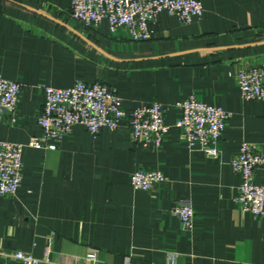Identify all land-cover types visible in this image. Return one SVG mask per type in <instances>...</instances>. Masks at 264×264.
<instances>
[{
	"label": "crops",
	"instance_id": "0c3cea01",
	"mask_svg": "<svg viewBox=\"0 0 264 264\" xmlns=\"http://www.w3.org/2000/svg\"><path fill=\"white\" fill-rule=\"evenodd\" d=\"M200 1L201 19L163 13L154 38L134 43L106 21H75L73 0H0V77L23 86L0 141L41 137L44 89L78 81L116 88L126 118L162 104L169 128L159 148L135 144L128 120L98 136L75 126L56 151L25 147L22 185L0 197V264H22L17 252L43 264H264V217L242 212L232 167L245 143L264 155V101L245 100L238 85L242 70L264 63V0ZM191 96L232 115L216 159L177 127ZM139 170L165 181L135 190ZM254 183L264 185V168ZM179 202L195 213L191 229L172 213Z\"/></svg>",
	"mask_w": 264,
	"mask_h": 264
},
{
	"label": "built area",
	"instance_id": "2783aa9c",
	"mask_svg": "<svg viewBox=\"0 0 264 264\" xmlns=\"http://www.w3.org/2000/svg\"><path fill=\"white\" fill-rule=\"evenodd\" d=\"M163 13L175 16L181 23L190 24L203 17L200 0H73L72 18L86 28L97 29L108 22L113 33L124 28L134 43L148 42L155 36ZM238 85L247 101H264V63L244 69L238 76ZM23 86L0 77V123L5 118L14 122ZM43 111L38 119L41 137L32 138L27 146L0 141V197L14 196L23 182V151L25 147L56 151L57 143L69 135L75 126H83L93 136L103 130H117L128 120L132 141L141 146H161L169 128L165 125V108L160 103L143 104L126 118L123 100L116 88L103 83L86 84L78 81L69 89L46 87ZM182 118L177 127L191 148H200L207 157L218 158L219 144L232 115L191 96L179 104ZM233 170L240 174L237 202L244 213L264 217V185L254 183L255 172L264 168V155L251 144L241 146L232 162ZM165 181L161 172L139 170L131 177L135 190L148 192L155 184ZM172 213L186 229H191L195 213L188 203L179 202ZM97 251L89 260L97 261ZM22 264H43L34 256L22 252L14 254Z\"/></svg>",
	"mask_w": 264,
	"mask_h": 264
}]
</instances>
